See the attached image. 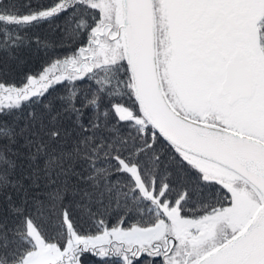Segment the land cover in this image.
I'll use <instances>...</instances> for the list:
<instances>
[{"label": "snow or ice", "instance_id": "6c2138e0", "mask_svg": "<svg viewBox=\"0 0 264 264\" xmlns=\"http://www.w3.org/2000/svg\"><path fill=\"white\" fill-rule=\"evenodd\" d=\"M33 45L0 65V264H264V0H0V52Z\"/></svg>", "mask_w": 264, "mask_h": 264}, {"label": "trees", "instance_id": "16d2710c", "mask_svg": "<svg viewBox=\"0 0 264 264\" xmlns=\"http://www.w3.org/2000/svg\"><path fill=\"white\" fill-rule=\"evenodd\" d=\"M31 32L39 35L42 39L52 41L59 39V33H54L47 24L32 29ZM51 55V50L38 49L35 45L22 49L18 53L17 59H9L7 53L0 52V65H4L8 69V75L3 79L20 83L25 75L39 72ZM96 264H101V262L97 261Z\"/></svg>", "mask_w": 264, "mask_h": 264}]
</instances>
